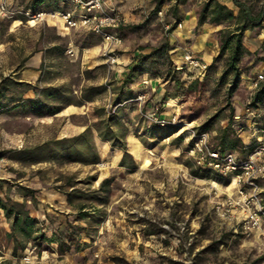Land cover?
<instances>
[{"label":"rangeland","instance_id":"rangeland-1","mask_svg":"<svg viewBox=\"0 0 264 264\" xmlns=\"http://www.w3.org/2000/svg\"><path fill=\"white\" fill-rule=\"evenodd\" d=\"M29 1L18 0L17 7L25 8ZM48 1L50 7L63 6L59 0ZM219 1L235 8L232 0ZM244 1L255 9L264 7V0ZM203 2L187 0L179 6L177 15L180 19L176 20L170 11L174 0L166 1L161 7L162 17L158 11L153 12V0L143 3L139 0L125 1L123 10L127 12L128 20L122 47L129 54L130 62L135 55L160 45L167 36L172 49L189 46L191 41L183 40L175 31L181 28L175 27L168 33L169 28L165 25L182 19L185 21L189 9L198 16ZM144 20L147 21L143 26L131 28ZM208 24V32L217 42L215 57L219 52V30L225 28L227 23ZM202 32V27L196 30V34ZM244 41L251 51L243 55L240 82L228 103L234 106L238 114L236 123L243 128L237 132L248 141L247 133L257 128L263 129L255 134H261L256 138L260 140L264 139V101L256 111L250 109L249 112L247 108L253 94L251 79L264 74V22L261 27L247 30ZM69 49H72V54L68 52ZM124 50H119V53H124ZM174 53L177 51H168L145 63L149 77L158 84L164 83V93L166 90L174 91L173 81L163 77ZM225 58L226 54L222 55L207 72V90L197 102L200 116L189 122L181 121L184 126L179 128L178 125L170 135L153 138L147 133L151 124L142 115L151 108H147V103L132 101L126 106H119V109L113 105L114 88L122 79L124 65L122 62L112 68L104 61L98 36L85 29H72L65 34L61 27H55L51 22L31 26L25 20L20 23L0 17V81L8 79L7 89L0 95V195L24 201L19 193V185L37 189V203L28 200L27 205L39 219L44 217L45 210L49 213L52 222L47 220L46 225L48 233H51L53 225L64 231L73 229L69 228L70 224H83L74 220V205L69 204L66 196L56 187L72 177L77 187L93 190L98 188L103 178L110 179L109 202L103 206L104 212L97 230H92L91 245L81 250L73 248L60 255L52 248L53 244L40 240L37 245L31 244L18 260L12 258L11 245L5 238L9 223L5 216L0 215V264L5 259L12 260L11 264H78L83 260L85 264H264V239L261 233L244 237L239 229L235 230L239 221L237 211L230 219L221 217L217 212L234 188L226 190L227 185L218 181L221 187L216 188L211 185V181H216L212 177L193 175L192 169L197 164L188 154L190 138L184 136L179 139L189 125L195 127L217 111L219 117L212 128L219 129L227 123V87L230 78L225 83L219 80ZM144 76L139 74L137 80ZM91 85H105L106 89L94 95L93 101L77 105L81 89ZM50 86H62L68 91L65 98L73 99V103L57 114L38 116L31 113L28 107L13 101L19 96L34 97L36 93L47 100L44 89ZM65 98L55 100V96H52L48 100L62 104ZM152 98L153 94L149 97L147 93L146 100ZM176 101L177 106L160 108V112L170 110L168 116L174 112L179 114L183 103ZM113 108L117 109V116L112 120L113 127L126 128L124 139L127 150L142 159L141 165L133 155L134 164L129 159L125 165H119L120 159L117 164L102 159L98 141L106 142L112 150L120 149L112 147L98 134V128L103 129L107 110ZM78 135L82 137L75 146L81 152L75 151L70 156L65 151L61 152L57 141ZM44 144L54 148V156L34 163H22L10 158L16 149ZM95 151L99 158L94 163ZM104 162H108V165L104 166Z\"/></svg>","mask_w":264,"mask_h":264},{"label":"trees","instance_id":"trees-1","mask_svg":"<svg viewBox=\"0 0 264 264\" xmlns=\"http://www.w3.org/2000/svg\"><path fill=\"white\" fill-rule=\"evenodd\" d=\"M59 1L62 4V0ZM166 1L168 0H153V12L160 10ZM174 1L175 3L172 5L170 11L174 18L179 20L180 17L177 15L179 6L185 4L187 0ZM232 2L235 5V8H231L224 3H221L219 0H204L198 11V25L204 22H208L213 25L227 23L225 28L219 30L218 55L215 56L212 63L209 64L203 79H187L183 77V72L175 68L174 60L170 57L163 77H166L167 80L173 81L174 91L171 92L166 90L162 97L164 101H160L158 103L160 108L163 109L165 108L166 101L172 100L174 105L177 106L178 103L176 100H179L183 103L181 111L178 114L180 122L183 120L189 122L198 118L200 116V111L198 110L199 106L197 105V102L207 90V72L222 55L226 54L224 68L219 80L221 83H225L227 82V78H230V81H228L229 86L227 87V106L229 108L227 123L219 129L212 128L215 120L219 117V111H217L214 114L209 115L202 123L194 128L198 133H210V145L213 149H217L222 152L232 151L235 152L238 157H246L253 151L256 146L257 139L255 137H248V141H244V138L237 132L236 128V125L239 123H236L235 116L238 114L235 113L236 111L234 106L228 102L233 97L234 91L240 82V63L243 55L245 52L247 53L251 51L244 41L245 32L262 26V23L264 22V7L255 9L254 6L248 4L244 0H232ZM49 5L50 3L48 0H30L27 7H30L32 10L54 8ZM59 8H64V5ZM146 21L147 20H144L143 23L139 25H133L131 28L137 29L143 26ZM178 22L176 23L175 21L171 24V27L168 29V33L175 29ZM125 26L126 24H122L119 27V31L123 35L124 29H126ZM171 50L172 45L169 37L167 36L160 45L152 46L148 52L140 53L139 55L134 56V59H132L124 70L119 85L114 88L112 103L117 109H119V106H126L129 104L131 102L129 100L135 98L136 95L142 91V86L139 85L142 83L137 80V77L139 74H144L145 77H149V69L145 66V63L149 60H154L153 58L155 56L165 54ZM7 81V78L0 81V95H3V91L7 89ZM134 84H138L139 86L136 88L134 87ZM29 89L34 90L33 87H30ZM105 89V85H91L83 87L81 89L79 99L76 100V104L82 105L85 101H93V96L102 93ZM44 91L48 97L47 100L41 99L38 96V93H36L34 97L19 96L18 99L13 101H17V104H22L23 106L28 107L31 113L38 116H44L45 114H57L73 103V99L69 100L66 99L68 97L65 98L68 91L66 92L62 86H50L45 88ZM52 96H55V100L65 98L66 101L62 104L53 103L48 100ZM189 99H191L190 103L188 102ZM263 101L264 80L260 81L258 87L253 91L252 97L250 101H248V108L256 111L260 108V103ZM149 102H151V100L145 101L147 106ZM117 109L113 108L107 110L105 119L103 120V129L98 128V134L104 140L109 141L112 147H119L122 149L123 153H121L120 149H110L106 142L103 141H98L99 152L104 161H114L117 164L120 159L119 165H125L127 159H129L131 164H134V156L136 162L141 165L142 159L136 154H133L131 150H127L124 139L126 135V128L116 129L113 127L112 120L117 116L115 114ZM160 115H162L161 112ZM150 124L151 127H149L147 133L153 138H160L165 134L170 135L177 127V125L158 126L154 123ZM87 129L88 127L86 130ZM184 136L188 137L187 131L181 134L179 139ZM81 137L82 135H78L73 138H62L57 141L59 146L58 148L61 152L65 151V153L69 156L75 151L81 152L77 150L75 146L79 143ZM193 142L194 139L189 140V147L193 145ZM12 153L13 154L10 155V158L22 163L39 162L42 161V158L44 157L55 155L54 148H51L48 144L36 146L34 148L16 149ZM62 154L64 155V153ZM98 158V153L95 151L93 153V162H97ZM192 174L199 177L210 176L224 185H228L230 181V177H225L218 172L212 171V169L208 167L195 166V169H192ZM0 182L1 187V179ZM76 184L77 183L73 180V178L69 177L66 182L56 187V189L66 196V200L69 204L74 205V220L76 222H83V224H70L69 228L72 227L73 229H65L64 231L61 230L59 226L53 225L54 230L51 233H48V226L46 225L47 220L52 222V218L49 213L45 210L43 213L44 217L39 219L38 215L32 212L27 205L28 200L34 204L37 203V189L30 188L26 185H19V193L24 198V201H18L11 199L10 197H2L0 195V215L5 216L7 222L9 223V227H7L5 231V238L6 242L11 245L10 249L12 258L19 260L22 253L27 252L31 244L37 245L40 240L53 244L52 248L60 255H63L65 252L70 251L73 248L81 250L91 245L93 241L92 230H97L104 212L103 206L109 202L110 179L103 178L100 181L98 188L93 190H83L77 187ZM86 208H90V210H86ZM218 242L219 241L216 243ZM11 262L12 260L5 259L2 263L11 264ZM78 264H85V262L83 260Z\"/></svg>","mask_w":264,"mask_h":264},{"label":"built area","instance_id":"built-area-1","mask_svg":"<svg viewBox=\"0 0 264 264\" xmlns=\"http://www.w3.org/2000/svg\"><path fill=\"white\" fill-rule=\"evenodd\" d=\"M13 0H0V17L9 18L20 23L25 20L29 25L35 26L43 22L59 24L63 33L67 34L72 29H85L101 39V56L112 68L122 64L120 48L124 44L123 34L119 31L120 25L124 24V17L119 7L113 4L114 0H62L64 8H41L32 10L30 7H17L12 4ZM150 1V0H140ZM163 16V9L158 10ZM179 21L178 28L182 27ZM167 23L165 27L170 28ZM73 53L72 49L68 50ZM175 68L183 72L187 79H203L209 62L198 56L192 50H184L177 60H174ZM264 80V74L260 73L251 79L250 89L254 91L260 81ZM143 85H148L150 79L143 77ZM147 98L146 91H140L135 101L142 104ZM247 111H251L247 108ZM150 123L158 126L181 124L176 112L170 116L160 115V106L156 103L149 111L142 114ZM238 118V116H235ZM190 126V125H189ZM187 127L188 137L194 139L193 145L188 148V154L193 156L197 166L208 167L225 177H230L233 187L226 190L234 191L227 194L218 214L230 219L234 212L239 213V232L244 237H250L255 232H260L264 239V139L257 140L253 151L246 157H238L232 151H219L210 145V133H198L192 126ZM237 131L243 128L236 125ZM261 131V130H257ZM28 259V257H25Z\"/></svg>","mask_w":264,"mask_h":264},{"label":"crops","instance_id":"crops-1","mask_svg":"<svg viewBox=\"0 0 264 264\" xmlns=\"http://www.w3.org/2000/svg\"><path fill=\"white\" fill-rule=\"evenodd\" d=\"M125 1H128V0H114L113 4H115L119 7V9L121 10L123 17H124V24H127L126 23V21L128 20L126 17L127 12H125L123 10V5H126ZM143 2L144 1H140V3H143ZM11 3L14 5H17L18 0H13ZM185 18H186L185 21H183V19L181 20V22L183 24L181 29H176L175 31H178V34H180L184 38L183 40H186V41L190 40L191 42H189V46H185V47L179 46V47L172 49L171 50L172 52L177 51V53H174L175 54L174 58L172 55L173 60H177L180 57V55L182 54V52L184 50L188 49V50H192L198 56H201L202 58L206 59L209 63H211L214 55L216 54L217 42H216V39L212 40V37H211L210 33L208 32L209 31L208 27H210V25L207 22H204V23L198 25V23H197L198 16L196 14H194L191 9H189L187 11ZM51 24L55 27H60L59 24L52 23V22H51ZM201 27L204 28V32H202L200 34H196V30L199 31L201 29ZM185 37H187V38H185ZM179 49H181V51H179ZM120 50H124V47H121ZM122 58H123V60H122L123 65H124V67L122 69L125 70L127 65L129 64L130 60H131L129 54L125 53V50H124V53H122ZM146 78L150 79V83L146 86L143 84H139V85L142 86L143 91H146L149 94V97L151 94H153V98L151 99V103L149 102L148 106H147V108H150V107H152V105L161 101V99L163 97V93H164V88H163L164 83L158 84L155 79H153L151 77H146ZM142 79L143 78H141V80ZM141 80H140V83H141ZM139 85L137 84V85H135V87L137 88ZM169 106H171V103L168 100L167 103H165V108L166 107L169 108ZM161 114L168 116L170 114V110L169 111H163V112H161ZM249 124H251V126H254L252 123H249ZM257 130L263 131L262 129H256L252 133H247L248 134L247 138L248 137L249 138L254 137V136H256L255 138L261 137V134L255 135L256 133L261 132V131H257ZM245 142H247V141H245Z\"/></svg>","mask_w":264,"mask_h":264},{"label":"bare ground","instance_id":"bare-ground-1","mask_svg":"<svg viewBox=\"0 0 264 264\" xmlns=\"http://www.w3.org/2000/svg\"><path fill=\"white\" fill-rule=\"evenodd\" d=\"M146 77H148V76H146ZM169 102L171 103V106H175L172 100H169ZM103 165H104V166H107V165H108V162H104ZM104 166H103V167H104ZM211 185H212L213 187H216V188H220V187H221L220 183H218L217 181H211ZM231 187H233V183H231V184L228 186V188H231Z\"/></svg>","mask_w":264,"mask_h":264}]
</instances>
